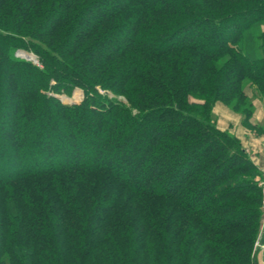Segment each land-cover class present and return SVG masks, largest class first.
I'll use <instances>...</instances> for the list:
<instances>
[{"label":"trees","instance_id":"trees-1","mask_svg":"<svg viewBox=\"0 0 264 264\" xmlns=\"http://www.w3.org/2000/svg\"><path fill=\"white\" fill-rule=\"evenodd\" d=\"M246 88L264 0H0V264H256Z\"/></svg>","mask_w":264,"mask_h":264},{"label":"rangeland","instance_id":"rangeland-1","mask_svg":"<svg viewBox=\"0 0 264 264\" xmlns=\"http://www.w3.org/2000/svg\"><path fill=\"white\" fill-rule=\"evenodd\" d=\"M17 53L18 52H16L14 55L16 56ZM26 54L33 56L31 60L35 59L36 63H33V62L32 63L37 65V66H40L39 60H38V58L35 55H33L31 52H27ZM18 58L24 59V58H21V57H18ZM49 94L52 95L51 93H49ZM246 94H247V96L249 98H252L253 101L258 99L260 102H264V100H261V99H259L257 97H254L253 89H249V88L247 89L246 88ZM54 96L59 98L62 103L69 104V105L70 104H78L84 98L83 91L81 89H79V88H73L69 95L60 94V95H54ZM110 97H112V96L110 95ZM117 98L119 100L125 102V99L123 97H117ZM190 101H197V100L195 98H190ZM212 113H213V116H214L216 127L219 130H221V131H227V132H229L230 134L233 135V115L234 114L239 117V122L237 124H241L247 130H252V129H249L245 124H243V122H242L243 116L241 114H239L237 112H234L228 105H226L224 103L216 102L213 105V107H212ZM6 114H7V119H10L13 116V114H10V111H7ZM235 115H234V117H236ZM249 123L252 125L251 119L249 120ZM255 125H257V124H255ZM258 125H264V122L263 123H259ZM254 133H255V135H261V134H258L255 131H254ZM257 183H258V179H257ZM260 209H261V203H260ZM263 236H264V234L261 235L260 241L258 242L259 243V247L257 249H255V247L253 248V252L256 250L255 251L256 264H263V254H262V252H263L262 251L263 250V245H262Z\"/></svg>","mask_w":264,"mask_h":264},{"label":"crops","instance_id":"crops-1","mask_svg":"<svg viewBox=\"0 0 264 264\" xmlns=\"http://www.w3.org/2000/svg\"><path fill=\"white\" fill-rule=\"evenodd\" d=\"M255 107L251 118L252 125L263 123L264 121V102L258 99L253 101ZM235 115V114H234ZM233 115V135L239 140L242 148L249 155L250 160L256 166L258 171L264 170L262 158L264 157V133L255 135L253 130H247L239 122V117Z\"/></svg>","mask_w":264,"mask_h":264},{"label":"built area","instance_id":"built-area-1","mask_svg":"<svg viewBox=\"0 0 264 264\" xmlns=\"http://www.w3.org/2000/svg\"><path fill=\"white\" fill-rule=\"evenodd\" d=\"M262 163L264 164V157L262 158ZM260 176L258 177V187L261 190V212H262V217H261V222H260V229H259V233L257 236V240L254 244L255 249H257L259 247V241H260V237L261 235L264 234V170H260Z\"/></svg>","mask_w":264,"mask_h":264},{"label":"water","instance_id":"water-1","mask_svg":"<svg viewBox=\"0 0 264 264\" xmlns=\"http://www.w3.org/2000/svg\"><path fill=\"white\" fill-rule=\"evenodd\" d=\"M23 54H26V53L23 52V51H18V53H17L16 56L21 57V58H24V59L27 60V61H31V62H33V63H36L35 59L31 60L32 58L27 57V56H25V55H23ZM32 57H33V56H32Z\"/></svg>","mask_w":264,"mask_h":264},{"label":"bare ground","instance_id":"bare-ground-1","mask_svg":"<svg viewBox=\"0 0 264 264\" xmlns=\"http://www.w3.org/2000/svg\"><path fill=\"white\" fill-rule=\"evenodd\" d=\"M25 56H27V57H30V58H32V56L31 55H28V54H24ZM261 192V191H260Z\"/></svg>","mask_w":264,"mask_h":264}]
</instances>
